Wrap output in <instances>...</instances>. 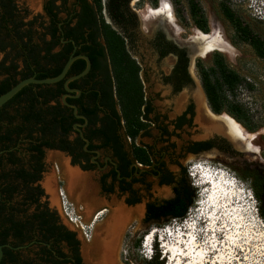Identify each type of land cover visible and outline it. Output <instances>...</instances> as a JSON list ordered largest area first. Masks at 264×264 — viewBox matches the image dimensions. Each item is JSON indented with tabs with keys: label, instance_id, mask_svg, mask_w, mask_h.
Returning a JSON list of instances; mask_svg holds the SVG:
<instances>
[{
	"label": "trees",
	"instance_id": "16d2710c",
	"mask_svg": "<svg viewBox=\"0 0 264 264\" xmlns=\"http://www.w3.org/2000/svg\"><path fill=\"white\" fill-rule=\"evenodd\" d=\"M16 1L18 0H0V33L3 30L19 33L20 27H24V22L15 23V12L18 10ZM59 1L62 4H58ZM130 3L131 0H73V2L49 0L44 9L50 18L49 24L46 25L43 17L39 16L30 23L34 26L33 29L21 34L27 55L26 69L19 70L18 64L6 66V61L0 63L3 70L0 74V96L22 80L50 79L59 76L76 46L78 50L75 55L89 57L92 68L86 77L69 84L71 89L78 87L81 88L80 91L83 89L82 99L78 101L67 98L66 101L75 105L78 108V114L88 119L90 131L85 138L93 141L99 136L103 139V145L107 146L118 142L116 129H121L124 131L125 140L129 138L132 141L130 150L133 159L141 164L150 165L149 152L136 142L139 137L148 134V125L143 121L147 117L148 108L140 76L142 69L128 48V44L132 46L135 44L130 30H136L138 27V21L130 9ZM146 3L152 8L159 6V0H139V6ZM188 8L196 27L204 33H209L208 20L200 4L195 0H188ZM68 9L69 12H67ZM220 10L224 18L231 22L234 32L241 40L249 41L252 29L248 25L242 27L241 19H234V11L226 2L220 4ZM64 12L68 13L66 19L62 18ZM107 18L121 31L114 29ZM38 21H41L40 25L44 30L40 36L36 31ZM252 47L259 57H264V43L253 42ZM166 55L167 52H162L161 57ZM86 66L85 60H77L63 81L54 85H29L8 102L5 107L14 102L24 103L22 105L23 121L18 123L16 117L12 116L8 118L7 124H0V145L2 146L0 152L18 143H34L36 144L34 150H40L42 146H46L49 149L66 151V143L58 145L59 139L62 135H68L74 124L85 122L77 119L74 110L62 103L63 96L67 94L64 84L68 78L81 74ZM98 70L103 72V77L95 81V73ZM196 70L210 110L216 115L228 114L248 132L255 133L257 128L252 124L251 111L239 99V92L242 89L253 92L255 84L234 70L220 54L214 55L211 65L198 61ZM87 79H90L91 86ZM102 105L110 106L111 116L102 115L99 118L98 113L101 112ZM28 127L30 129H27ZM81 144L84 145V142ZM198 145L200 148L196 153L217 149L232 157L238 156V153L224 139H221V144L217 138H213ZM116 149L118 156L123 155L117 146ZM27 158L25 153L23 159L27 160ZM8 162L15 165L18 159L11 155ZM3 164L4 156H1L0 167ZM23 174L24 172L0 170L1 245L11 244V240L15 239L25 241L33 238V236L23 237L25 228L32 223L20 212L25 199L22 197V202L14 203L15 192L5 184L10 181H12L11 184L14 183L15 178H23L25 175ZM180 176L181 183L173 190V198L147 203L143 219L145 225L162 227L173 220L182 222L187 217L195 202V189L189 182L186 169L182 168ZM243 179L250 183L251 192L258 203V213L264 220V173L247 170ZM139 203L126 202L128 206ZM24 212H26L25 209ZM33 219H40L42 228L48 224L45 214H36ZM140 245L141 242L138 247ZM145 264H164V259L161 260L157 252Z\"/></svg>",
	"mask_w": 264,
	"mask_h": 264
},
{
	"label": "flooded vegetation",
	"instance_id": "af4514ba",
	"mask_svg": "<svg viewBox=\"0 0 264 264\" xmlns=\"http://www.w3.org/2000/svg\"><path fill=\"white\" fill-rule=\"evenodd\" d=\"M25 1L26 0H18L15 3L18 9L15 12V23H25L24 27H20L18 30L20 34L16 31L9 33L6 30L0 33V63L6 61V66L18 64L19 70H25L27 67V55L25 53L21 34L23 35L27 30L33 29L34 26H31L30 23L39 16L43 17V20L47 23L46 25H48L50 21V18L44 10L49 0H43L42 11L37 15L31 13ZM71 1L73 2V0ZM58 4H62V2L59 1ZM67 12H69V9ZM67 12L62 14L63 19L68 17ZM233 13L235 14V20H242L241 16L235 12ZM107 19L108 23L111 24L114 29L121 31L109 18ZM137 21V29L130 30L135 43L133 46L128 44V48L132 55L133 52L137 53V50L139 51V46L143 39L138 18ZM40 24L41 21H38L36 24L38 36L41 35L40 33L44 32ZM229 24L231 25V22H229ZM246 25L247 24L243 23L242 27ZM232 41L237 46L242 45L251 48L256 58L260 61H264V57H259L252 47L253 42L260 41L264 43V36L259 32L252 30L249 41H242L239 35L233 32ZM63 43H66V41H63ZM147 43L149 49H151L156 56L158 63L163 62L167 57L172 58L169 73H164L159 69L158 72L155 73V81L159 83L163 90L151 93L149 85L152 72L149 68L150 66L145 61V53L140 52L141 62L133 55L142 69L140 76L144 85L146 107L148 108L147 117L143 120L148 125V134L139 137L136 142L137 145L144 147L149 152L151 164L144 165L133 159L130 150L132 141L129 138L126 141L124 131L118 128L116 129V134L118 136L117 143L104 146L103 139L98 136L93 139V141L88 138L89 144L87 145L82 138V135L85 138V135L90 131L88 128L89 121L86 117L87 121L79 119L85 122L82 124L84 127L80 128L81 132L75 129L76 124H74L69 134L62 135L59 139L58 145H60L59 143H66V151L49 149L46 146H42L40 150H34L33 148L36 145L34 143L12 144L10 148L2 150L0 152V157L4 156V164L0 167V170H12L24 172L25 174H23V178H15L14 183L11 184L12 181H10L5 184L11 187V190L15 192L14 196L16 200H13L14 203L18 201L22 202V197L25 199L23 201V208L20 209V212L22 215L28 217L27 220L32 221V223L25 228L23 237L27 238L33 236V238L25 241H22V239H15L11 240V244L2 245L4 256L1 264H87L84 257L87 260L93 257L101 263L103 253H98L96 256H93V254L88 256L83 255V243L81 238H79L78 232L71 230L60 218L59 206L60 210H62L65 215V206L61 199V192L65 194L67 200L70 202L66 189L64 166L62 162H60L61 160L68 159L70 168L78 167L83 174L94 177L96 180L95 183L99 189L98 195L102 201L109 203L113 197H116L118 199H124L125 204L127 201L140 202L139 204L145 202L146 207L147 203L160 200L156 199L153 194L154 182L157 183L158 187L171 188L173 192L179 183H181L180 173L182 168H184L183 161L187 159L188 156H197L205 153H196L200 148L198 144L204 141L198 142L191 139V130L195 128V118L198 113L197 104L199 108L200 99L199 92L195 95L196 98L191 94L196 81L200 80L198 73L195 72L196 65L194 67V63H192L191 60L193 46L191 48L189 45L182 47L170 40L163 32H158L152 39L147 40ZM75 48L77 52L78 47L75 46L74 50ZM162 52H167V55L161 57ZM140 55L138 54V56ZM2 71L0 67V74ZM95 74V81L103 77V72L101 70H98ZM86 81L88 83L91 82L90 79ZM76 89L79 90L81 88L78 87ZM166 89L168 92L166 96L163 97L162 92ZM82 90L81 95L74 100L80 101L82 99ZM183 93H186L188 99L186 98L185 101L183 98L180 99V112L174 114V105L171 103V100L176 96H182ZM73 95L77 94L73 93ZM23 104L24 103L20 104L14 102L8 104L6 107L4 105L2 109H0V124H7L8 118L12 116L16 117V122L22 123ZM100 108L101 112L98 113L99 118L102 117V115L111 116L112 111L110 106L102 105ZM27 129H30V127ZM184 135H186L188 139L185 140L183 138ZM216 138L221 144L222 138ZM81 142H84V145H82ZM116 146L123 155L118 156L116 154ZM0 147L2 146L0 145ZM49 152L62 156V158L53 156L56 161H54L53 166L55 175L50 177V180L53 182V194L58 204L53 202V194L47 191L45 185L46 178H49L48 176L51 174L50 164L47 161V154ZM25 153L28 157L27 160L23 159ZM11 155H14L18 159L17 164L13 165L8 162ZM172 168H177L179 173L175 174ZM171 174L172 176H170ZM70 204L73 205V203ZM24 209L26 212H24ZM103 211H105L104 214L107 212V210ZM99 213L96 215L94 223L97 222L96 218ZM36 214H45L48 220V224L45 227H41L40 219H33V216ZM103 215L100 216L99 219L104 220L108 214L104 217ZM75 227L81 230L82 237L86 243H91L92 240H94L93 236L95 237V233H93V231L86 236L79 226L75 225ZM13 243L16 245H12ZM86 249L87 248H85V250Z\"/></svg>",
	"mask_w": 264,
	"mask_h": 264
},
{
	"label": "rangeland",
	"instance_id": "374dc122",
	"mask_svg": "<svg viewBox=\"0 0 264 264\" xmlns=\"http://www.w3.org/2000/svg\"><path fill=\"white\" fill-rule=\"evenodd\" d=\"M195 1H197L204 10V13L208 20L209 32H216L218 35H220L230 48L226 53L216 51L204 58H197L194 60V62L196 61L197 63L198 61H201L206 65H211L214 55L220 54L226 59V61L234 70L239 72L247 80H250L251 83L255 84V91L253 92L242 89L239 92V99L251 111V115L253 118L252 124L257 128V131L255 133H250L245 129L248 133L253 134L254 136V151L247 152L245 150L242 151L241 149L238 150L233 146L232 142L228 138L216 134V132L220 134L223 133L212 128L213 122L211 121V119H209V117L205 115L204 112H202V118L199 120V108L197 104L198 113L195 118V128L191 130V139L193 141L201 142L211 140L216 137L222 138L232 146V148L238 153V156L232 157L215 149L218 152H214V150H211L197 156H188L187 159L183 161L184 168L187 170L190 183L191 176L189 174V169L193 164L203 163L205 165H209L213 169L217 168L221 171H224L226 175L235 182V185L233 184V189H235L234 192L238 197L233 202L234 206L232 207L234 208V211H232L231 214L233 215L232 219H238L235 222L229 223L230 226L228 228H220L219 231L223 230L225 233H223L224 235H222L221 237L219 236L218 238L215 237V233L209 232V224H211L212 221H209V224L206 223L204 225L201 224L200 221H196V223L198 222V225L200 226L198 227V232L201 231L202 233L196 239L201 246V249H203L204 251L203 258L199 257L198 253H192L188 257L190 259L189 261L188 259H183V257L181 258L183 259L184 264H194L192 263L193 261H202L204 264H264V220L258 213V203L253 197L250 183L246 182L243 179L247 170H254L264 173V61L258 60L251 48L242 45L237 46L232 41L234 30L229 22L224 18L220 10V4L222 2H226L227 5L230 6L236 14L241 16L243 23L247 24L252 30L259 32L262 36H264V21L256 20L252 16L251 11L248 8V5L252 3V0ZM43 2V0H26L25 4L33 15H37L42 11ZM162 3H164L171 9L169 14H172V18H166V15L155 16L152 14L153 10L161 7ZM130 8L139 20L140 32L143 36V39L139 46V51L137 50V53L133 52V55L136 56L137 60L141 62L142 60L140 52L145 53V61L150 66L149 68L152 72L151 82L149 85L150 92L156 93L160 90H163V88L159 85L158 82L155 81V73L158 72V69L164 73H169L172 58L167 57L163 62L158 63L156 60V56L153 54L152 50L149 49L147 40L152 39L158 32H163L173 42H176L182 47L189 45V47L191 48L192 46H194V39L202 31L196 27L194 21L190 16L188 0H159V6L157 8H152V6H150L148 3L139 6V0H131ZM138 54L140 56H138ZM194 62L192 61V63ZM195 72H197L196 69ZM196 84L192 88V96L196 98L195 95L197 94V92H199V97H203L207 102L200 84V80L196 81ZM167 92V89L163 91L162 96L165 97ZM200 94H202V96ZM182 98L184 99V101L186 98L188 99L186 93H183L182 96H176L171 100V103L174 105V114L180 112V99ZM246 131L244 132L246 133ZM249 137L252 138L251 136ZM183 138L185 140L188 139L186 135H184ZM54 155L57 158H62L61 155L56 153L49 152L47 154V161L50 164L51 174L50 176H48L49 178H46V183L48 179L50 180V177L55 175L53 168L55 161L53 158ZM63 161L68 163L69 166L68 159H64ZM172 170L175 174L179 173V170L177 168H172ZM65 172L66 170L64 167V175ZM219 172L220 171H218V173ZM83 175L87 177L88 182L85 191L89 195L93 193L91 196L95 197L93 198L96 199V205H94L93 209H91L88 214H84V206L81 203L78 205L74 199L69 197V194L68 198L70 200V203H73V207L75 208L77 214L81 216V222L87 228V230H89V232L93 231V233H95V230L99 226H102L103 224L108 222L112 217V210L117 209L118 206L128 211L130 213L129 216H131L133 210L142 208L141 206L145 207L146 205L144 202L134 208H127L124 203V199H118L116 197H113L111 202L109 203L102 201L99 198V189L97 187V184L95 183L96 180L94 179V177L86 174ZM213 175L215 176V174ZM214 176L212 178H214ZM224 178L226 177L223 176L220 180L221 185L224 181ZM229 182H231L230 179ZM226 183L227 182H224V184ZM153 184V194L156 199L168 200L174 197V193L172 192L171 188L158 187L156 182H154ZM220 184L218 183V186H220ZM67 188L68 186L66 181V189ZM244 196L246 197V199H244ZM249 197H252L253 199L249 200ZM198 200L199 196H197L195 192V202L193 207L190 208L187 217L182 222L173 220L171 223L162 227H151L145 225L143 223L144 216L138 217L137 215H132L134 219L132 218V221L127 223L125 229H123L122 232H120V234H118L117 236V245L115 247L114 253L116 254L119 264H145L148 260L153 258L157 252L160 254L161 260L164 259V264H180L178 260L173 263L175 259L169 258L172 256L176 257V254H174V252H172L170 249L169 252L171 253V256H168L167 258L163 257V250L161 251L158 241L155 242V253L154 256L151 257L143 248V243L145 241L146 235L156 230L160 231L162 228L167 226H170L172 228L183 225V229L187 230L186 225L191 223V220L199 218L197 217L199 214L194 216L195 213H199V209L196 211L197 206H199V204L196 203ZM56 203L58 204V201ZM103 210H107L103 217L106 214L108 215H106L104 220L99 219L96 223H94L96 215ZM214 210L215 209L211 211L210 216ZM59 215L62 222L66 226H68L71 230H75L78 232L79 238H81L83 243L82 254L84 255L85 248L91 249L93 240L91 243H86V241L82 237L81 230L77 229L75 225L71 223L69 219H67L62 210H60V206ZM242 217L243 219L245 218V220H242V222H244V228L242 227L241 229H238L239 220ZM186 230H184L183 233L187 236V234L189 233L185 232ZM233 233L234 235H232ZM186 240H189L188 236L186 237ZM139 242H141V245L138 247ZM189 244H191V239L188 245ZM188 245H186L187 248L189 247ZM195 251L196 249L194 250V252ZM176 253L178 254V252ZM179 255H181V252H179ZM84 260L87 264H101L93 257H90L89 260L84 257Z\"/></svg>",
	"mask_w": 264,
	"mask_h": 264
},
{
	"label": "bare ground",
	"instance_id": "6f19581e",
	"mask_svg": "<svg viewBox=\"0 0 264 264\" xmlns=\"http://www.w3.org/2000/svg\"><path fill=\"white\" fill-rule=\"evenodd\" d=\"M170 11L171 9L167 7L164 3H162L161 7L154 9L152 14L155 16H162V15L165 16L166 15V18H172V14H169ZM193 42H194L193 43L194 46L191 51V59L193 62L197 58H204L216 51L226 53L230 48L228 44L216 32H212L209 34L201 32L194 39ZM199 98H200L199 99V120L202 118L201 116L202 112H204L205 115L209 117V119H211V121L213 122L212 128L216 131H220L223 133V134H220L216 132V134L224 136L225 138H228L232 142L233 146L238 150L241 149L242 151L245 150L247 152L254 151L253 145H248L247 149H245L246 147H242L241 145H239L240 141H242L243 143H246L251 138L249 137L247 133L244 132L245 130H243L242 127L236 121H234L232 118L225 116V115L224 116L214 115L210 111L208 107V103L204 100V98L203 97H199ZM244 138L245 139L247 138V141ZM60 162H62V165L65 167V170L67 172V173L65 172L66 173L65 178L67 181V186H68L67 191H68L69 197L74 199L78 205L81 203L84 206V214L85 213L88 214L90 210L93 209L94 205H96L95 204L96 199H94L95 198L94 196H91L93 193L89 195L85 191V188L88 184L87 177L84 176L81 172L77 171L76 169L70 168L68 166V163H66L65 161L61 160ZM213 176L214 175H212L211 178ZM50 181L51 180L49 179L47 180L46 188L50 193L53 194L54 193L53 182L52 181L50 182ZM209 182H205V183H209ZM213 182H216V179ZM224 182H227V183L224 184ZM218 183L214 185L213 187V195L210 199V203L203 202V203H200L199 206H197V208L199 207V215L197 216L199 218H195L194 220H191L192 224L189 223L188 225H186L187 230L183 228L179 229L182 235L179 234L178 237H176L175 241H173L174 243H170L171 245L170 250L174 252V254H176V258L173 261V263H175L178 260L180 264H184L183 259H188L189 261L190 259L188 257L192 253L194 254L198 253L199 257L203 258L204 251L203 249H201V246L199 245L196 239L202 233L201 231L198 232L197 229L200 226L198 225V222L196 223V221H200L201 224L204 225L208 223L210 219H212L213 221L211 222V224H209V232L215 233L216 235L215 237L218 238L219 236L221 237L222 235H224L223 233H225L223 230L219 231L220 228L226 229L230 226L229 223L235 222L238 219V218L232 219L233 215L231 214V212L234 211V208L232 207L234 206L233 202L238 197L237 194L234 192L235 189H233L235 184L234 185L232 183L229 184V181H227L226 178H224L222 185L220 184V186H218ZM227 184H229V187H226ZM53 197H54V194H53ZM54 199L55 197L52 200L54 203H56L57 200L56 199L54 200ZM202 200H204V198ZM213 209H215L214 210L215 212L213 211V213L210 216V213ZM104 212L105 211L99 213L98 217L96 218V221L99 220V217L102 216ZM111 214H112L111 215L112 217L110 218V220L106 222L105 224H103L102 226H99L97 228L93 243L91 244L92 247L90 246L91 249L88 248L84 252L85 256H88L91 254H93V256H96L98 255V253L99 254L103 253L104 260L102 256L101 264H119L116 254L114 253L115 247L117 245L116 244L117 236L118 234H120V232H122L123 229H125V226L127 225V223L132 221V218H133L132 215L134 216L137 215L138 217H142L143 208H138V209L133 210V212L131 213V216H129L130 213L128 211L118 206L117 209L112 210ZM242 220H245V218L243 219L242 217L239 220L238 229H241L244 225V222H242ZM184 230H186L185 232L189 233L187 234V236L189 237V240H186L187 236L183 233ZM234 233L232 235H234ZM190 239H191V244L188 245ZM186 245H188L189 247L187 248ZM195 249L196 251L194 252ZM169 251L167 252L166 257L171 256V253ZM176 252H181V255L177 254ZM178 256L183 257V259L182 258L177 259ZM192 263L204 264L202 261H199V262L193 261Z\"/></svg>",
	"mask_w": 264,
	"mask_h": 264
},
{
	"label": "water",
	"instance_id": "95a60500",
	"mask_svg": "<svg viewBox=\"0 0 264 264\" xmlns=\"http://www.w3.org/2000/svg\"><path fill=\"white\" fill-rule=\"evenodd\" d=\"M201 32V31H200ZM74 43V41H72ZM75 52H76V48L74 50V53L70 56V58L68 59V61L66 62L61 74L55 78H50V79H36V78H28V79H25V80H22L20 81L16 86H14L10 91H8L7 93L3 94L2 96H0V109H2V107L4 105H6L9 101H11L18 93H20L25 87L29 86V85H54V84H57L61 81H63L72 65L77 61V60H85L86 63H87V66H86V69L79 75H76V76H73V77H70L68 78L66 81H65V90L67 92L66 95L63 96L62 98V103L70 108H72L74 110V115L77 119H84L87 121V119L82 116V115H79L78 114V109L75 105H71L69 104L66 99L67 98H78L80 95H81V91L80 90H77V89H71L69 87V84L76 81V80H79L81 78H84L86 75L89 74L91 68H92V61L90 60L89 57L85 56V55H75ZM196 65V61L194 62V67ZM73 93H76L77 95H73ZM206 96V95H205ZM207 99V98H206ZM208 103V102H207ZM209 107V106H208ZM210 109V108H209ZM211 111V110H210ZM212 112V111H211ZM213 113V112H212ZM214 114V113H213ZM216 115V114H214ZM228 116L230 118H232L231 116H229L228 114H222V115H216V116ZM234 121H236L234 118H232ZM237 122V121H236ZM238 123V122H237ZM240 126H242L240 123H238ZM81 127H84V125L82 124H76L75 125V129H77L78 131L81 132ZM242 128L245 130V128L242 126ZM246 131V130H245ZM246 133L251 136L252 138L250 140L247 141V138L245 139L247 142L246 143H243L242 141L239 142V145H241L242 147H246L245 149H247L248 145H254V136L253 134H250L246 131ZM224 137V136H223ZM82 138L83 140L86 142V144L88 145L89 144V140L84 138L83 135H82ZM239 141V140H237ZM214 152H218L217 150L213 149ZM73 169H76L77 171L81 172L82 171L78 168V167H75ZM127 208H134L138 205H135V206H128L127 204H125ZM143 208V214L142 216L145 217V212H146V207L144 206H141ZM3 256H4V250H3V246L0 245V264L2 262V259H3Z\"/></svg>",
	"mask_w": 264,
	"mask_h": 264
},
{
	"label": "built area",
	"instance_id": "2783aa9c",
	"mask_svg": "<svg viewBox=\"0 0 264 264\" xmlns=\"http://www.w3.org/2000/svg\"><path fill=\"white\" fill-rule=\"evenodd\" d=\"M249 10L251 11L252 16L259 21H264V9L258 5L256 0H252V3L248 5ZM250 82V80H248ZM61 199L63 205L65 206V215L69 219L71 223L76 226H79L82 231L86 234V236L90 233L89 230L83 225L81 222V216H79L70 202L67 200L64 193L61 192Z\"/></svg>",
	"mask_w": 264,
	"mask_h": 264
},
{
	"label": "clouds",
	"instance_id": "9594fccd",
	"mask_svg": "<svg viewBox=\"0 0 264 264\" xmlns=\"http://www.w3.org/2000/svg\"><path fill=\"white\" fill-rule=\"evenodd\" d=\"M256 1H257L258 5L261 6V7L264 9V0H262V1H260V0H256ZM156 238H157V239H156ZM158 240H159V239H158L157 236H156L155 239L153 240L154 243H153V245H152V249H151V251H152L153 253H155V242L158 241Z\"/></svg>",
	"mask_w": 264,
	"mask_h": 264
}]
</instances>
